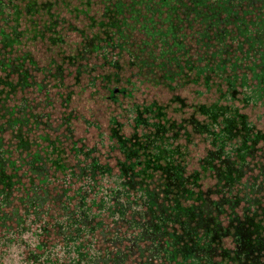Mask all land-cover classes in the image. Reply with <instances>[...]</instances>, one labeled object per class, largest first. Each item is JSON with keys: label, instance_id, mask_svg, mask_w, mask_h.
Masks as SVG:
<instances>
[{"label": "trees", "instance_id": "16d2710c", "mask_svg": "<svg viewBox=\"0 0 264 264\" xmlns=\"http://www.w3.org/2000/svg\"><path fill=\"white\" fill-rule=\"evenodd\" d=\"M0 264H264V0H0Z\"/></svg>", "mask_w": 264, "mask_h": 264}]
</instances>
